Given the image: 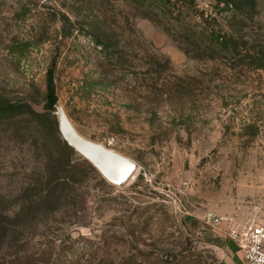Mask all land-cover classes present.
Listing matches in <instances>:
<instances>
[{"label": "rangeland", "instance_id": "374dc122", "mask_svg": "<svg viewBox=\"0 0 264 264\" xmlns=\"http://www.w3.org/2000/svg\"><path fill=\"white\" fill-rule=\"evenodd\" d=\"M134 1L0 0V102L41 112L54 65L75 130L136 164L120 188L63 171L0 121V264H244L205 220L264 219V0Z\"/></svg>", "mask_w": 264, "mask_h": 264}, {"label": "trees", "instance_id": "16d2710c", "mask_svg": "<svg viewBox=\"0 0 264 264\" xmlns=\"http://www.w3.org/2000/svg\"><path fill=\"white\" fill-rule=\"evenodd\" d=\"M144 0H135L136 5L142 4ZM218 4H222L233 15H245L247 11L254 8L253 0H214ZM109 40L104 38L97 41V46L101 48L106 54L110 55ZM214 39L211 38V45L214 44ZM215 43L222 52L230 50L231 45L225 40L215 39ZM215 44V45H216ZM250 60L259 63V68H264V59L250 57ZM57 102L56 86L54 83V65L47 70L46 82H45V95L42 111L38 112L34 110L30 103L24 102L20 105L11 104L7 101L0 102V121L3 120V126L7 133L15 131H27L30 127L35 133V136L43 143L45 148H48L51 164H56V167L63 168L66 171V167L75 168L79 166L83 168L89 174H94L93 168L85 161L77 162L75 165H70V161L74 157V152L61 140L56 123L51 122V127L46 124L51 114L55 112L54 105ZM18 117H26L27 120H16ZM31 130V131H32ZM49 165V164H46ZM78 168V167H77ZM55 176L58 174V170L54 168ZM57 178L56 181H58Z\"/></svg>", "mask_w": 264, "mask_h": 264}, {"label": "water", "instance_id": "95a60500", "mask_svg": "<svg viewBox=\"0 0 264 264\" xmlns=\"http://www.w3.org/2000/svg\"><path fill=\"white\" fill-rule=\"evenodd\" d=\"M54 108L57 118V130L61 140L87 162L106 183L119 188L125 186L132 178L136 170V164L102 144L81 136L57 102Z\"/></svg>", "mask_w": 264, "mask_h": 264}, {"label": "built area", "instance_id": "2783aa9c", "mask_svg": "<svg viewBox=\"0 0 264 264\" xmlns=\"http://www.w3.org/2000/svg\"><path fill=\"white\" fill-rule=\"evenodd\" d=\"M206 223L225 226L226 236L235 245L244 264H264V219L241 229L235 228L228 218L208 216Z\"/></svg>", "mask_w": 264, "mask_h": 264}]
</instances>
